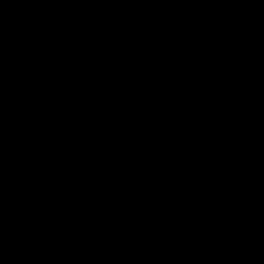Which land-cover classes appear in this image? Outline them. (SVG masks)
<instances>
[{
	"label": "water",
	"instance_id": "1",
	"mask_svg": "<svg viewBox=\"0 0 264 264\" xmlns=\"http://www.w3.org/2000/svg\"><path fill=\"white\" fill-rule=\"evenodd\" d=\"M0 264H264V0H0Z\"/></svg>",
	"mask_w": 264,
	"mask_h": 264
}]
</instances>
